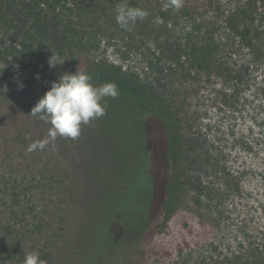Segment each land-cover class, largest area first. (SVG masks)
Returning <instances> with one entry per match:
<instances>
[{"label": "trees", "instance_id": "16d2710c", "mask_svg": "<svg viewBox=\"0 0 264 264\" xmlns=\"http://www.w3.org/2000/svg\"><path fill=\"white\" fill-rule=\"evenodd\" d=\"M120 2L0 0V61L5 67L58 75L74 74L79 68L92 76L94 85L113 82L120 91L117 99L106 100L107 114L83 126L75 141L58 137L43 150L29 151L30 145L48 138L50 127L33 116L30 127L18 133L17 140L24 142L30 180L16 167L7 170L11 181H2L0 176V264H24L28 253L22 246L23 217L25 233H33L43 244L44 249L38 251L47 264H73L75 257L80 264H101L116 253L121 240L142 239L148 222L150 180L136 187L134 199L120 211L103 210L124 192L118 173L125 170V158L132 156L117 150L118 141L130 150L145 152L139 103L153 115L165 137L166 178L159 210L163 224L185 198L197 206L204 202L214 205L217 211L223 197L244 193L239 172L227 168L228 155L212 144L215 139L209 132L213 129L203 122L208 109L227 118L228 124L251 110L249 139L234 129L228 134H236L233 140H241L245 149L260 146L264 150V0H182L179 10L166 7L168 0H127L130 6L150 13L132 31H124L116 23L115 9ZM101 34L113 46L121 42L119 56L124 61L133 59L137 46V55L142 57L140 71L104 55L96 57ZM51 55L58 57L54 63L65 62L50 67ZM50 87L42 89L41 98ZM34 98L30 101L36 103ZM36 129L41 131L40 137L34 134ZM255 130L258 138L253 135ZM120 131V137L114 135ZM69 143L79 158L72 166L69 162L63 165L61 195L38 216L33 215L32 221L22 211L18 191L30 189L36 168L53 170L55 153L60 148L69 152ZM143 154L147 164L138 163L134 169L140 180L148 176L149 159ZM69 169L77 177L71 185ZM210 175L216 180L211 181ZM260 177L264 186V175ZM7 186L17 191L11 198L5 192ZM69 191L79 205L72 226L63 209ZM7 201H13V206L8 208ZM117 224L123 229L121 240L112 232ZM98 242L104 245L94 254ZM55 251H62V256L53 259ZM260 258L264 260V252Z\"/></svg>", "mask_w": 264, "mask_h": 264}, {"label": "rangeland", "instance_id": "374dc122", "mask_svg": "<svg viewBox=\"0 0 264 264\" xmlns=\"http://www.w3.org/2000/svg\"><path fill=\"white\" fill-rule=\"evenodd\" d=\"M100 38L103 40L99 44L100 51L95 53L96 57L100 58L104 55L116 64L129 65L135 71H140L142 57L137 55L139 53L137 46L133 59L127 62L119 56L121 42H114L116 46H113V41L107 40L104 35L101 34ZM60 76L44 70L36 72L30 69H9L0 61V176L2 181H11L7 170L15 167L16 170L27 173L26 181L30 180L28 175L30 172L25 171L27 166L24 160V142L18 141L17 135L25 132L27 125L30 127L31 111L41 99L42 89L49 88ZM20 85L23 87L21 88ZM34 95L36 103L30 101ZM139 105L145 135V152L149 159L148 173H146L148 176L145 180H140L137 177L138 171L134 170L138 163L143 167L147 164L146 156L143 154L145 152L138 153L136 150H130L118 141L117 150L120 153L131 152L132 156L125 158V170L123 173L119 170L118 173L120 180L124 183V192L119 193L120 195L110 208L103 210H110V213L120 211L123 205L134 199L136 187L143 185L144 182L148 184L150 180L152 191L148 222L142 239L138 241L121 240L123 229L119 224L114 225L112 232L121 242L117 246L116 253L101 264H264L263 258H260L264 252V186L260 177L264 175V150L256 146L250 151L244 148L241 140H233L236 134H243L249 139L250 134L247 135L246 131L249 128L248 122H251L249 120L251 110L246 109L245 114L236 116L235 120L228 124L227 118L223 119L222 116L208 109L209 112H205L206 116L203 120L213 129L209 132V136L215 139L212 144L228 155L227 168L239 172L240 185L244 193L240 197L237 195L223 197L217 211L213 208L214 205L208 206L204 202L199 207L185 198L175 214L163 224L159 210L166 178L165 137L153 115L140 103ZM232 129L235 135L233 132L228 134V130L232 131ZM35 133L36 137H40V130L36 129ZM258 134L256 130L253 133L255 138L259 137ZM114 135L120 137L122 133L120 131ZM68 149L69 152L65 153L60 148V151L55 153L53 170L36 168L35 181L31 182L30 189L23 187L18 191L19 200L23 201L24 205L22 211L29 219L32 220L33 215L38 216L49 207L50 201L61 195L62 167L68 162L72 166L77 161L76 158H79L72 144H68ZM69 175L71 178V180L69 178V185H71L77 177L75 174L72 175L70 169ZM209 179L216 180L212 175ZM5 189L9 198L12 193H17L16 190L10 189V186ZM72 190L74 191L73 188ZM65 196L63 209L70 216L69 224L71 223L72 226L76 223L77 217L74 218V215L77 216L76 206L79 205L77 199L75 203L73 202L74 194L71 191L69 194L65 193ZM13 204V201H7L6 206L10 208ZM22 219L20 227L24 231L22 246L25 252L44 249L43 244L35 240L33 233H25L26 223L23 222L24 217ZM53 225L55 224H52V228L55 227ZM109 225H113V222L110 221ZM103 245L102 242L98 245L96 243L94 254L101 252ZM121 250L125 251L121 252ZM62 253V251H55L53 259H58ZM74 259L73 264H80L78 257Z\"/></svg>", "mask_w": 264, "mask_h": 264}, {"label": "clouds", "instance_id": "9594fccd", "mask_svg": "<svg viewBox=\"0 0 264 264\" xmlns=\"http://www.w3.org/2000/svg\"><path fill=\"white\" fill-rule=\"evenodd\" d=\"M166 7L179 10L182 0H168ZM115 20L120 29L132 31L138 21L146 19L150 13L139 7H132L127 0H122L116 9ZM157 22H161L157 17ZM49 60L50 67L62 65ZM22 88L23 85H20ZM120 95L118 86L113 82L96 86L92 83V76L78 70L61 75L57 81L51 84L50 90L32 108L31 116L38 117L44 123L50 125L48 138L37 141L29 146V151L43 150L50 142L58 137L62 139L77 140L83 126L90 125L107 114L106 100L117 99ZM24 264H47L41 258L39 251L28 253L24 258Z\"/></svg>", "mask_w": 264, "mask_h": 264}]
</instances>
